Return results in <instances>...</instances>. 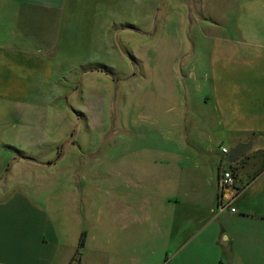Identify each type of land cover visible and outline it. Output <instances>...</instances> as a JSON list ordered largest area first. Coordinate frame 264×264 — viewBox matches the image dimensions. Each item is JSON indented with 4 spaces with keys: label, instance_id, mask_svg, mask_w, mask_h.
Listing matches in <instances>:
<instances>
[{
    "label": "rangeland",
    "instance_id": "374dc122",
    "mask_svg": "<svg viewBox=\"0 0 264 264\" xmlns=\"http://www.w3.org/2000/svg\"><path fill=\"white\" fill-rule=\"evenodd\" d=\"M74 5L45 57L0 55L1 188L49 211L62 242L55 264H154L159 240L141 258L139 243L123 250L115 239L134 211L141 218L128 207L144 197L132 172L141 161L144 173L164 174L166 151L184 140L193 150L203 138L214 157L219 142L237 146V134H218L232 120L222 111L264 130V2Z\"/></svg>",
    "mask_w": 264,
    "mask_h": 264
},
{
    "label": "crops",
    "instance_id": "0c3cea01",
    "mask_svg": "<svg viewBox=\"0 0 264 264\" xmlns=\"http://www.w3.org/2000/svg\"><path fill=\"white\" fill-rule=\"evenodd\" d=\"M237 1L242 6L255 3ZM75 2L0 0V55L9 52L18 58L45 57L42 44L50 42L55 32L59 38L68 31L70 19L61 13L75 9ZM223 114V120H232L219 135L237 134L242 138L237 145L257 141L253 153L236 165L240 190L234 205L237 214H219L216 210L219 164L223 158L220 151L219 157H214L203 138L193 150L189 149L193 144L184 140L176 144L178 151H166L165 167L170 170L164 174L144 173L141 161L132 172V183L138 186L133 192L143 193L144 197L139 204L135 202L136 195L130 200L129 209L141 215L135 220L134 211L131 223L144 227L134 233L130 223L122 228L127 236L116 234V240L127 243L123 250L134 248L136 241L143 249L142 253L137 250L138 255L148 257L159 240L161 257L154 264H264V130H249L239 124L237 115L222 111ZM233 147L230 145V150ZM4 185L0 180V264H55L62 242L49 211L25 192L7 191L1 188Z\"/></svg>",
    "mask_w": 264,
    "mask_h": 264
},
{
    "label": "built area",
    "instance_id": "2783aa9c",
    "mask_svg": "<svg viewBox=\"0 0 264 264\" xmlns=\"http://www.w3.org/2000/svg\"><path fill=\"white\" fill-rule=\"evenodd\" d=\"M223 158L220 160L218 173V205L216 210L219 214H237L234 205L240 195L237 185L236 169L228 162L230 146L224 141L219 142L218 146Z\"/></svg>",
    "mask_w": 264,
    "mask_h": 264
},
{
    "label": "water",
    "instance_id": "95a60500",
    "mask_svg": "<svg viewBox=\"0 0 264 264\" xmlns=\"http://www.w3.org/2000/svg\"><path fill=\"white\" fill-rule=\"evenodd\" d=\"M256 143V140H250L249 142L235 145L229 152L228 162L232 165H237L248 154L253 153L257 145Z\"/></svg>",
    "mask_w": 264,
    "mask_h": 264
},
{
    "label": "trees",
    "instance_id": "16d2710c",
    "mask_svg": "<svg viewBox=\"0 0 264 264\" xmlns=\"http://www.w3.org/2000/svg\"><path fill=\"white\" fill-rule=\"evenodd\" d=\"M233 168L236 169V164L233 165ZM236 178H237V176H236ZM82 248H84V234H82V238H81V241H80V248H79V250L82 249Z\"/></svg>",
    "mask_w": 264,
    "mask_h": 264
}]
</instances>
